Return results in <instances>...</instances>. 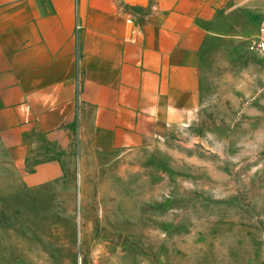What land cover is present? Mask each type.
Here are the masks:
<instances>
[{
    "label": "rangeland",
    "instance_id": "obj_1",
    "mask_svg": "<svg viewBox=\"0 0 264 264\" xmlns=\"http://www.w3.org/2000/svg\"><path fill=\"white\" fill-rule=\"evenodd\" d=\"M264 0L204 23L197 113L120 150L91 142L92 113L16 164L0 133V264H264ZM63 172L27 186L36 161Z\"/></svg>",
    "mask_w": 264,
    "mask_h": 264
},
{
    "label": "crops",
    "instance_id": "obj_2",
    "mask_svg": "<svg viewBox=\"0 0 264 264\" xmlns=\"http://www.w3.org/2000/svg\"><path fill=\"white\" fill-rule=\"evenodd\" d=\"M229 0H0V133L16 164L92 113L91 142L120 150L200 107L204 23ZM52 154L21 176L58 179Z\"/></svg>",
    "mask_w": 264,
    "mask_h": 264
},
{
    "label": "built area",
    "instance_id": "obj_3",
    "mask_svg": "<svg viewBox=\"0 0 264 264\" xmlns=\"http://www.w3.org/2000/svg\"><path fill=\"white\" fill-rule=\"evenodd\" d=\"M256 50L264 54V18L261 20L259 25L258 41L256 42Z\"/></svg>",
    "mask_w": 264,
    "mask_h": 264
},
{
    "label": "water",
    "instance_id": "obj_4",
    "mask_svg": "<svg viewBox=\"0 0 264 264\" xmlns=\"http://www.w3.org/2000/svg\"><path fill=\"white\" fill-rule=\"evenodd\" d=\"M125 3H138V4H142L144 3L146 0H123Z\"/></svg>",
    "mask_w": 264,
    "mask_h": 264
}]
</instances>
